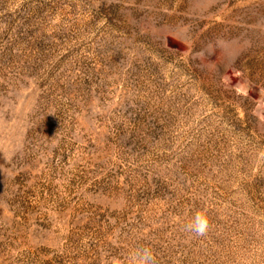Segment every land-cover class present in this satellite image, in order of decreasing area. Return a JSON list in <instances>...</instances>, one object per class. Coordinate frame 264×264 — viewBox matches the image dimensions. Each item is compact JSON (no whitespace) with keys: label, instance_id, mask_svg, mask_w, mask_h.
I'll use <instances>...</instances> for the list:
<instances>
[{"label":"rangeland","instance_id":"obj_1","mask_svg":"<svg viewBox=\"0 0 264 264\" xmlns=\"http://www.w3.org/2000/svg\"><path fill=\"white\" fill-rule=\"evenodd\" d=\"M141 246L264 264V0H0V264Z\"/></svg>","mask_w":264,"mask_h":264},{"label":"clouds","instance_id":"obj_2","mask_svg":"<svg viewBox=\"0 0 264 264\" xmlns=\"http://www.w3.org/2000/svg\"><path fill=\"white\" fill-rule=\"evenodd\" d=\"M210 228V220L203 211H197L193 217L183 225V231L191 234L195 238L206 237ZM122 264H157V259L151 247L141 246L129 253Z\"/></svg>","mask_w":264,"mask_h":264}]
</instances>
